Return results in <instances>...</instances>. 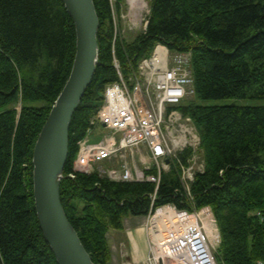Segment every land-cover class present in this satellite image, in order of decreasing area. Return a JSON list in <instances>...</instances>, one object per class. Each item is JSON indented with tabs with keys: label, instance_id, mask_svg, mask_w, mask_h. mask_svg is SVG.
Masks as SVG:
<instances>
[{
	"label": "trees",
	"instance_id": "1",
	"mask_svg": "<svg viewBox=\"0 0 264 264\" xmlns=\"http://www.w3.org/2000/svg\"><path fill=\"white\" fill-rule=\"evenodd\" d=\"M94 1L99 63L72 120L61 182L64 209L92 259L110 263L108 231L128 215H147L155 195V206H212L222 236L218 264L264 260V104L204 103L264 99V0H149L148 24L132 41L116 38L111 0ZM157 44L192 54L195 93L179 109L198 129L205 169L190 195L176 168L158 187L73 169L106 85L119 79L114 57L127 75ZM75 52L63 0H0V264H58L36 213L33 150Z\"/></svg>",
	"mask_w": 264,
	"mask_h": 264
},
{
	"label": "built area",
	"instance_id": "2",
	"mask_svg": "<svg viewBox=\"0 0 264 264\" xmlns=\"http://www.w3.org/2000/svg\"><path fill=\"white\" fill-rule=\"evenodd\" d=\"M191 60V53L172 54L164 44L127 75L115 60L119 79L105 87L103 104L79 142L74 171L98 170L113 180H148L158 187L162 173L176 168L190 195L197 172L205 169L198 129L177 107L195 93ZM98 125L106 133L93 142ZM151 168L157 172L147 173ZM154 200L144 223L149 264H218L222 236L212 206L190 210L175 203L155 206Z\"/></svg>",
	"mask_w": 264,
	"mask_h": 264
},
{
	"label": "water",
	"instance_id": "3",
	"mask_svg": "<svg viewBox=\"0 0 264 264\" xmlns=\"http://www.w3.org/2000/svg\"><path fill=\"white\" fill-rule=\"evenodd\" d=\"M76 31V52L69 77L55 100L33 150V193L43 236L58 264H97L69 220L61 182L69 156L70 128L91 85L100 57V19L94 0H63Z\"/></svg>",
	"mask_w": 264,
	"mask_h": 264
},
{
	"label": "rangeland",
	"instance_id": "4",
	"mask_svg": "<svg viewBox=\"0 0 264 264\" xmlns=\"http://www.w3.org/2000/svg\"><path fill=\"white\" fill-rule=\"evenodd\" d=\"M113 21L115 26V35L117 37H123L127 41H132L136 35L145 30L148 22V13L150 11L149 0H123L121 8H118L117 1L111 0ZM169 49V48H168ZM172 54L181 53L180 51H172ZM154 51V50H153ZM153 53V52H152ZM191 53V52H188ZM192 55V54H191ZM117 57H114V62ZM118 61V60H117ZM192 65V60H191ZM42 103V102H37ZM205 104H264V99L256 98H227L220 100H213L204 102ZM5 108H0V112ZM20 111V106H17ZM98 133H106V129L101 125L94 128L93 133L90 134L91 140L97 141L102 135ZM168 172V171H167ZM145 219V217H139V220Z\"/></svg>",
	"mask_w": 264,
	"mask_h": 264
},
{
	"label": "crops",
	"instance_id": "5",
	"mask_svg": "<svg viewBox=\"0 0 264 264\" xmlns=\"http://www.w3.org/2000/svg\"><path fill=\"white\" fill-rule=\"evenodd\" d=\"M137 215H128L123 220L121 229H110L107 233L111 247L109 264H149V244L145 219Z\"/></svg>",
	"mask_w": 264,
	"mask_h": 264
}]
</instances>
